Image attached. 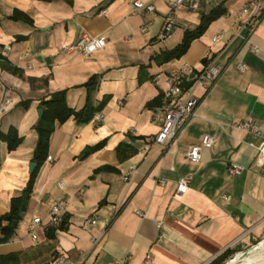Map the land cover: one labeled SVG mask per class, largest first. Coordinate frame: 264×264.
Returning <instances> with one entry per match:
<instances>
[{"label":"crops","instance_id":"crops-1","mask_svg":"<svg viewBox=\"0 0 264 264\" xmlns=\"http://www.w3.org/2000/svg\"><path fill=\"white\" fill-rule=\"evenodd\" d=\"M141 1L155 11L134 13V0H0V130L13 127L22 137L12 151L0 139V216L34 172L41 102L67 90L68 105L81 109L83 85L93 76L99 77L95 102L109 96L98 121L56 123L15 236L0 244V256L15 255L10 264H42L60 254L82 264H141L147 254L153 264H210L264 239V159L258 149L264 144V16L251 30L250 17L239 15L250 0H205L197 12L182 6L176 32L158 41L168 6ZM218 5L225 14L184 55L160 61ZM221 32L225 37L213 43ZM83 35H103L107 43L89 56L61 51ZM210 56L222 72L208 89L194 87L199 103L191 122L167 146H150L160 129L153 112L167 73L184 63L201 70ZM248 118L259 127L257 139L236 126ZM205 135L214 144L202 150L200 161L188 160ZM123 142L136 148L126 160L117 153ZM231 164L242 172L229 175ZM189 174V188L178 193L179 179ZM60 198L67 202L63 228L48 216ZM37 216L42 226L34 240L28 225ZM94 216L96 222L88 223Z\"/></svg>","mask_w":264,"mask_h":264},{"label":"built area","instance_id":"built-area-1","mask_svg":"<svg viewBox=\"0 0 264 264\" xmlns=\"http://www.w3.org/2000/svg\"><path fill=\"white\" fill-rule=\"evenodd\" d=\"M205 0H164L168 6V13L164 17V21L160 32L157 35L158 41H163L171 37L178 28L176 14L182 6L188 7L189 10L197 12L201 9L202 3ZM134 13H145L155 11V6L152 3L143 2L141 0H134L133 2ZM103 12H106L103 10ZM239 15H247L250 17L248 25L251 30L254 29L259 20L264 16V0H250L245 3L239 11ZM253 21V22H252ZM142 30H145L144 28ZM225 32L219 33L213 38V43L221 41L225 37ZM107 39L103 35L96 37H89L83 35L76 43L67 45L61 49L62 52H78L84 56H89L92 53L105 47ZM6 48L3 53L6 54ZM253 51L257 50V47H251ZM208 63L201 69L196 70L191 65L184 63L180 67L171 69L166 76V89L163 93L162 100L158 106L154 108L153 118L159 124L160 129L158 133L150 139V146H167L173 142L180 133H182L189 123L191 122L195 108L199 103V99L194 94V87L197 84H201L208 89L220 76L222 72V66L218 64L215 58L212 56L207 58ZM240 70L246 68L245 65H240ZM156 79V78H155ZM187 84V85H186ZM122 105L123 101H119ZM100 119V114L97 113L93 117L94 121ZM236 126L242 130L248 132L253 139H257L260 136L259 127L253 121L248 118L244 121L236 123ZM215 142L213 136L205 135L200 143L193 145L187 153V159L192 162H198L201 160V152L204 148L211 147ZM250 145L254 146V143L250 142ZM260 156L264 159V144L258 147ZM51 160L52 157L48 156ZM136 169L133 165L130 168V172ZM242 172L240 165L231 164L228 167L229 175H236ZM193 179L191 174L182 176L178 181L177 192L185 193L189 188V185ZM160 183L163 184L164 180L161 179ZM63 186V182L58 184ZM226 200L230 199L229 195H224ZM67 209V202L64 199H56L52 201L51 208L48 213L51 224L58 225L61 223L65 210ZM140 215H144L139 212ZM96 216L88 219V223L94 224L96 222ZM161 225V222H158ZM42 226V219L40 216L34 217L32 222L28 225V231L31 237L36 240L38 238L37 231ZM96 241V239H94ZM83 260H73L64 254L54 255L48 261L42 264H82ZM121 264H126L122 261ZM141 264H153L151 255L147 254Z\"/></svg>","mask_w":264,"mask_h":264},{"label":"trees","instance_id":"trees-1","mask_svg":"<svg viewBox=\"0 0 264 264\" xmlns=\"http://www.w3.org/2000/svg\"><path fill=\"white\" fill-rule=\"evenodd\" d=\"M225 12V8L222 5H218L209 13H203L201 15L200 23L193 29L185 30L182 41L174 48L164 51L161 57H159L160 61L167 62L171 59H178L184 55L191 43L204 34L210 23L225 14ZM203 62L207 64V58H204ZM98 81L99 77L93 76L83 85L87 91V98L85 105L81 109L76 110L68 105L66 100L67 90L57 91L53 93L48 99H45L41 102L43 116L37 125L39 140L34 154L37 167L31 174V178L22 193L12 198L10 210L0 216V244L9 242L15 236L18 224L22 220V215L26 211L31 198L33 184L39 167L47 158L50 137L55 129L56 123L58 122L59 124H62L71 117H73L80 124L87 123L91 121L95 114L100 112L108 102L109 96H105L99 103H96L94 100V91L97 88ZM0 139L6 142L9 151L15 150L22 141V137L18 135L17 130L13 127L7 132H2L0 130ZM103 146L104 142H101L98 145L90 148L88 152L97 150ZM134 152H136V148L127 142L121 143L117 148V153L120 160H126ZM104 168L105 167L99 168L96 171L103 170ZM15 221L17 224L14 227L13 223ZM4 222L6 223L4 224ZM64 224L65 221L59 225L60 228H63ZM234 253L235 252L227 251L210 264H224L225 261L229 259ZM14 257L15 255L13 254L0 256V264H10V261Z\"/></svg>","mask_w":264,"mask_h":264},{"label":"bare ground","instance_id":"bare-ground-1","mask_svg":"<svg viewBox=\"0 0 264 264\" xmlns=\"http://www.w3.org/2000/svg\"><path fill=\"white\" fill-rule=\"evenodd\" d=\"M256 256H258V257H256ZM251 258H252V260L249 261V259H251ZM262 262H264V245L262 247L256 249V250H253L252 252H250L246 256H239L238 261H236L232 264H261Z\"/></svg>","mask_w":264,"mask_h":264},{"label":"water","instance_id":"water-1","mask_svg":"<svg viewBox=\"0 0 264 264\" xmlns=\"http://www.w3.org/2000/svg\"><path fill=\"white\" fill-rule=\"evenodd\" d=\"M45 61H48V58H47V57L45 58ZM38 113H39V116H40V118H41V117L43 116V109L40 108V109L38 110ZM35 167H36V163H31V164H30V173H32V172L34 171ZM16 223H17L16 221L13 223V226H14V227L16 226ZM263 245H264V239L261 240V241H259L258 243H256V244L253 245L252 247L246 249L245 251H242V252L236 253L235 256H234V258L237 257V256H246V255H248L250 252H252L253 250L258 249V248L262 247ZM234 258H233V259H234Z\"/></svg>","mask_w":264,"mask_h":264},{"label":"rangeland","instance_id":"rangeland-1","mask_svg":"<svg viewBox=\"0 0 264 264\" xmlns=\"http://www.w3.org/2000/svg\"><path fill=\"white\" fill-rule=\"evenodd\" d=\"M235 254H236V253H234L233 255H231V257H230L229 259H227V260L225 261L224 264H232V263L238 261L239 256H237V257L234 258ZM259 255H260V254H259ZM256 257H258V256H256ZM233 258H234V259H233ZM252 258H253V257H252ZM252 258L249 259V261H251ZM253 259H254V258H253ZM261 264H264V262H262Z\"/></svg>","mask_w":264,"mask_h":264}]
</instances>
